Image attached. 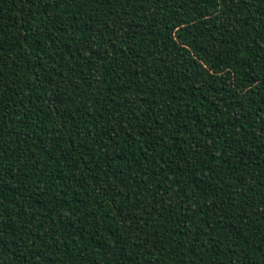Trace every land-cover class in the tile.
Segmentation results:
<instances>
[{
    "label": "trees",
    "instance_id": "obj_1",
    "mask_svg": "<svg viewBox=\"0 0 264 264\" xmlns=\"http://www.w3.org/2000/svg\"><path fill=\"white\" fill-rule=\"evenodd\" d=\"M0 264H264V0H0Z\"/></svg>",
    "mask_w": 264,
    "mask_h": 264
}]
</instances>
